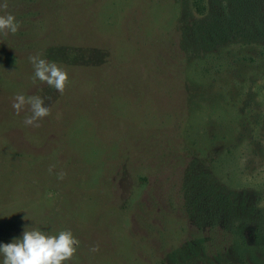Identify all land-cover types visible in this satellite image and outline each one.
Returning a JSON list of instances; mask_svg holds the SVG:
<instances>
[{
	"label": "rangeland",
	"instance_id": "1",
	"mask_svg": "<svg viewBox=\"0 0 264 264\" xmlns=\"http://www.w3.org/2000/svg\"><path fill=\"white\" fill-rule=\"evenodd\" d=\"M8 13L0 242L69 229L67 264H264V0H0ZM16 94L48 115L25 125Z\"/></svg>",
	"mask_w": 264,
	"mask_h": 264
},
{
	"label": "clouds",
	"instance_id": "2",
	"mask_svg": "<svg viewBox=\"0 0 264 264\" xmlns=\"http://www.w3.org/2000/svg\"><path fill=\"white\" fill-rule=\"evenodd\" d=\"M19 27L20 22L12 13L0 15V33L6 30L15 34ZM29 61L35 78L57 91H63L68 73L62 67L39 55L30 56ZM25 103L31 107V115L24 119L25 125L35 126L39 118L48 115L49 110L39 97H28L26 100L24 95L16 94L12 107L19 113ZM78 247L79 240L69 229L52 234L25 226L20 237L13 238L10 243L0 242V264H67Z\"/></svg>",
	"mask_w": 264,
	"mask_h": 264
},
{
	"label": "trees",
	"instance_id": "3",
	"mask_svg": "<svg viewBox=\"0 0 264 264\" xmlns=\"http://www.w3.org/2000/svg\"><path fill=\"white\" fill-rule=\"evenodd\" d=\"M200 1H201V0H199V2H200ZM197 10H198L199 13H200V12L202 13V10L200 9L199 6L197 7Z\"/></svg>",
	"mask_w": 264,
	"mask_h": 264
}]
</instances>
